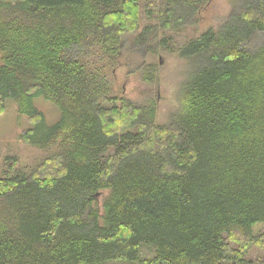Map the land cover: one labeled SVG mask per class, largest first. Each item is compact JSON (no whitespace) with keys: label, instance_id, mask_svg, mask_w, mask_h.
I'll return each mask as SVG.
<instances>
[{"label":"trees","instance_id":"16d2710c","mask_svg":"<svg viewBox=\"0 0 264 264\" xmlns=\"http://www.w3.org/2000/svg\"><path fill=\"white\" fill-rule=\"evenodd\" d=\"M207 1L0 0V114L12 101L29 122L21 140L53 151L0 174V264H250L264 226V40L243 45L264 33V0H236L183 44L159 41L191 65L169 124L112 89L143 10L178 29Z\"/></svg>","mask_w":264,"mask_h":264},{"label":"rangeland","instance_id":"374dc122","mask_svg":"<svg viewBox=\"0 0 264 264\" xmlns=\"http://www.w3.org/2000/svg\"><path fill=\"white\" fill-rule=\"evenodd\" d=\"M236 0H208L196 11L193 20L178 29H162L154 26L155 18L141 14L140 29L125 35L120 44L117 64L112 68L113 94L121 95L137 105L154 104V121L158 125H167L179 107V92L191 71L190 63L159 45L164 39L172 47L196 38L207 29H217L235 10ZM153 25V29L145 31ZM171 37V39H170ZM264 40V33L257 32L244 43L248 51L258 48ZM144 77L152 78L145 82ZM34 106L43 113L50 126L59 118V112L52 103L41 97L33 99ZM29 128L28 119L20 116L16 105L6 101L5 110L0 114V174L10 170L15 164L19 172L29 173L50 153L24 143L20 136ZM108 196L102 191L96 198V207L102 215V204ZM253 235L261 243L248 245L244 259L250 264H264V226L255 225ZM229 247L239 249V244L228 241Z\"/></svg>","mask_w":264,"mask_h":264}]
</instances>
